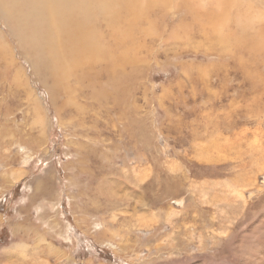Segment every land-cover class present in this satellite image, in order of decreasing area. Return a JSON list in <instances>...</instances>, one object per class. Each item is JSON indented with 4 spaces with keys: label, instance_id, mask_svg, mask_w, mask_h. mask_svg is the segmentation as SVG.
Masks as SVG:
<instances>
[{
    "label": "rangeland",
    "instance_id": "rangeland-1",
    "mask_svg": "<svg viewBox=\"0 0 264 264\" xmlns=\"http://www.w3.org/2000/svg\"><path fill=\"white\" fill-rule=\"evenodd\" d=\"M166 1L117 96L53 98L0 44V264H264V64L206 58Z\"/></svg>",
    "mask_w": 264,
    "mask_h": 264
},
{
    "label": "bare ground",
    "instance_id": "bare-ground-1",
    "mask_svg": "<svg viewBox=\"0 0 264 264\" xmlns=\"http://www.w3.org/2000/svg\"><path fill=\"white\" fill-rule=\"evenodd\" d=\"M168 3L0 0V44L6 36L15 40L19 53L31 69L40 72L53 98L64 90L71 100L78 89L84 95L90 91L96 98H103L110 90L117 96L123 88L121 74L134 62L141 43L131 31L138 26L142 39L150 32L143 24L151 29L146 21L164 11L166 4L168 9ZM175 8L184 15L180 31L185 38L190 35L193 43L199 38L194 45L206 52V58L218 54L221 59L237 61L244 69L264 64V0H176ZM174 30L166 40L178 34ZM182 65L189 70L190 65ZM112 80L115 83L110 84Z\"/></svg>",
    "mask_w": 264,
    "mask_h": 264
}]
</instances>
